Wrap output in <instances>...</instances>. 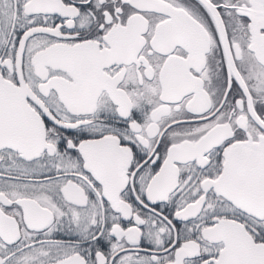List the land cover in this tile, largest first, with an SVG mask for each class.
<instances>
[{
	"label": "snow or ice",
	"instance_id": "6c2138e0",
	"mask_svg": "<svg viewBox=\"0 0 264 264\" xmlns=\"http://www.w3.org/2000/svg\"><path fill=\"white\" fill-rule=\"evenodd\" d=\"M0 264H264V0H0Z\"/></svg>",
	"mask_w": 264,
	"mask_h": 264
}]
</instances>
